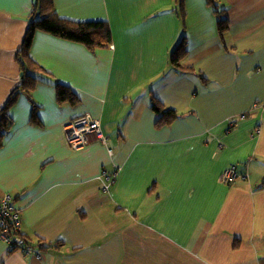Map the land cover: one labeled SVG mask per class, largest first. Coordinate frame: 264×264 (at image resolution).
<instances>
[{"label": "crops", "instance_id": "1", "mask_svg": "<svg viewBox=\"0 0 264 264\" xmlns=\"http://www.w3.org/2000/svg\"><path fill=\"white\" fill-rule=\"evenodd\" d=\"M215 3L223 43L207 0H183V19L175 0H53L60 18L108 23L113 48L35 35L46 74L8 111L0 198L40 258L0 241V264H264V0ZM32 4L0 0V109ZM182 36V65L203 79L169 64ZM56 83L79 103L59 104ZM152 97L179 118L156 128ZM86 115L105 143L74 150L64 126ZM230 166L246 177L223 183Z\"/></svg>", "mask_w": 264, "mask_h": 264}, {"label": "trees", "instance_id": "2", "mask_svg": "<svg viewBox=\"0 0 264 264\" xmlns=\"http://www.w3.org/2000/svg\"><path fill=\"white\" fill-rule=\"evenodd\" d=\"M175 1L178 4V14L183 19V0ZM207 2L208 5L214 7L213 11L217 16L216 30L223 43L224 36L228 31V22L223 17V10L217 9L218 6L215 0H207ZM37 33H44L66 42L82 45L90 52L108 48L112 42L110 27L105 21L78 22L60 18L54 11L53 0H33L28 27L21 47L15 56V61L22 74V78L20 84L12 91L9 99L2 109H0V148L4 136L13 125V121L8 115L9 109L15 104L20 95L31 98L32 91L40 81L39 77L46 74V71L33 61L30 55L34 37ZM187 50L186 38L182 36L178 44L170 52L168 61L170 66L176 71L194 73L192 68L182 65ZM194 74L202 78L199 73L195 72ZM55 90L56 99L59 104L68 103L71 106H75L79 103L78 97L68 86L56 83ZM29 101L31 100L29 99ZM37 108V105L33 104L32 121H36L35 113ZM150 108L157 116L155 122L156 128L170 125L180 116L179 113L165 108L155 97L151 99ZM261 186H264V180ZM61 244V242H56L54 245H50V247L45 246L42 249L58 248Z\"/></svg>", "mask_w": 264, "mask_h": 264}, {"label": "built area", "instance_id": "3", "mask_svg": "<svg viewBox=\"0 0 264 264\" xmlns=\"http://www.w3.org/2000/svg\"><path fill=\"white\" fill-rule=\"evenodd\" d=\"M110 48L113 47L110 46ZM64 135L68 145L74 150L86 147L90 137H94L100 143H105L99 121L88 115L67 123L64 126ZM239 177H246V173L241 172L237 166H230L222 173L221 181L231 184ZM0 241L5 243L12 252L20 251L40 258L38 251L22 235L20 212L9 196L0 198Z\"/></svg>", "mask_w": 264, "mask_h": 264}, {"label": "water", "instance_id": "4", "mask_svg": "<svg viewBox=\"0 0 264 264\" xmlns=\"http://www.w3.org/2000/svg\"><path fill=\"white\" fill-rule=\"evenodd\" d=\"M21 76H22V74H21Z\"/></svg>", "mask_w": 264, "mask_h": 264}]
</instances>
